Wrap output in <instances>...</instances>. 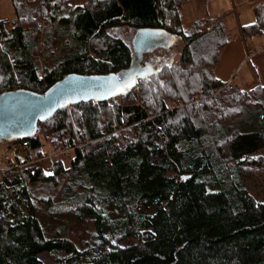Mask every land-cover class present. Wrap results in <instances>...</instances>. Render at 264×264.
<instances>
[{
    "label": "trees",
    "instance_id": "1",
    "mask_svg": "<svg viewBox=\"0 0 264 264\" xmlns=\"http://www.w3.org/2000/svg\"><path fill=\"white\" fill-rule=\"evenodd\" d=\"M187 1L12 0L0 95L127 70L135 53L112 28L166 30L180 55L121 102L39 123L21 165L0 170V264H264V202L241 171L264 149V87L217 79L230 16L183 24ZM254 13L244 36L264 32V1ZM70 217L94 230L73 232Z\"/></svg>",
    "mask_w": 264,
    "mask_h": 264
},
{
    "label": "water",
    "instance_id": "2",
    "mask_svg": "<svg viewBox=\"0 0 264 264\" xmlns=\"http://www.w3.org/2000/svg\"><path fill=\"white\" fill-rule=\"evenodd\" d=\"M176 42L177 36L163 29L139 30L133 42L135 58L125 71L95 75L71 73L44 93L16 90L1 94L0 140L34 138L39 123L48 121L59 110L90 101L101 103L129 95L137 88L138 81L152 71L151 66H142L144 54ZM128 82H132V86L124 88Z\"/></svg>",
    "mask_w": 264,
    "mask_h": 264
},
{
    "label": "rangeland",
    "instance_id": "3",
    "mask_svg": "<svg viewBox=\"0 0 264 264\" xmlns=\"http://www.w3.org/2000/svg\"><path fill=\"white\" fill-rule=\"evenodd\" d=\"M228 10L231 13L228 14L230 16V19L229 17H227L229 21L228 26L230 25V27H232V29L234 30V37L232 41L233 43H236L239 42V37L242 36V33H238V30L234 29L235 22L231 21V18H236V11L233 9L230 10L228 0H188L181 8V19L183 24H188L189 22H194L196 20H201L204 18L206 19L207 17L215 18L216 16L220 15L217 13L222 14ZM13 15L14 8L12 0H0V18L11 20L13 19ZM110 31L113 35L125 40L132 46L133 49V42L138 31H134L126 27L112 28ZM245 38L247 44L257 52L254 58L252 57L249 62H251L252 64L251 69L254 71V73L261 77V83L264 87V32L261 36H245ZM179 48L180 46L178 45H171L169 47L159 46L150 52H146L141 61L142 66L148 65L152 67V70H155L156 68L161 67L166 63L176 61L180 55V53H178ZM224 50L222 54L224 53ZM222 54L220 56L219 62L221 60ZM236 74L237 72H235L234 74V79L238 78V75ZM236 82L237 81L234 80V83ZM234 83L232 82V84ZM119 98L120 97H117V102H121V99ZM44 148L45 151L49 152L48 145H45ZM26 153L24 154V156L27 155ZM6 165L7 163L4 162L3 149L0 147V169H7ZM241 171L243 180L247 184L250 193H252L258 201L264 202V149L261 150L258 154L252 156L250 161L242 166ZM208 187H211L215 191H218L220 189L217 184L215 186H212L209 183ZM75 221V218H69L68 226L70 227V229H72L73 232L79 231L78 234L81 235L82 233H90L94 230V227L88 222L84 224L82 221ZM41 259L46 264H52L50 258L45 254L41 255Z\"/></svg>",
    "mask_w": 264,
    "mask_h": 264
},
{
    "label": "crops",
    "instance_id": "4",
    "mask_svg": "<svg viewBox=\"0 0 264 264\" xmlns=\"http://www.w3.org/2000/svg\"><path fill=\"white\" fill-rule=\"evenodd\" d=\"M264 0H228L230 10L236 11V18L231 21L235 22L234 29L242 33L244 27L253 25L256 22L254 7ZM231 14L230 11H226ZM221 14V13H217ZM231 43L225 48L221 60L216 67L215 75L223 83H234L247 91H251L258 86H262L261 77L251 69L252 64L246 59V51L251 46L247 44L246 38L242 33L239 42ZM252 48V47H251ZM260 53V52H259ZM254 58V56H253ZM237 72L238 78L234 79Z\"/></svg>",
    "mask_w": 264,
    "mask_h": 264
},
{
    "label": "built area",
    "instance_id": "5",
    "mask_svg": "<svg viewBox=\"0 0 264 264\" xmlns=\"http://www.w3.org/2000/svg\"><path fill=\"white\" fill-rule=\"evenodd\" d=\"M256 53V50L253 48H248L246 51L247 59L249 60L255 56ZM28 142V139H16L12 141L0 140V147L3 149L4 162L7 163V169L17 168L21 165V162H19L18 158L23 157L26 153L29 146Z\"/></svg>",
    "mask_w": 264,
    "mask_h": 264
},
{
    "label": "snow or ice",
    "instance_id": "6",
    "mask_svg": "<svg viewBox=\"0 0 264 264\" xmlns=\"http://www.w3.org/2000/svg\"><path fill=\"white\" fill-rule=\"evenodd\" d=\"M131 86H132V82H128V83H125L123 87L124 88H129ZM113 94H115V92H113Z\"/></svg>",
    "mask_w": 264,
    "mask_h": 264
}]
</instances>
